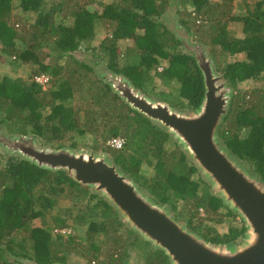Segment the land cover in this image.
I'll return each mask as SVG.
<instances>
[{"label":"trees","instance_id":"16d2710c","mask_svg":"<svg viewBox=\"0 0 264 264\" xmlns=\"http://www.w3.org/2000/svg\"><path fill=\"white\" fill-rule=\"evenodd\" d=\"M14 1L0 0V52L14 56L11 62L16 67L35 64L33 78L46 73L53 85L44 88L34 79L0 78V125L9 133L33 134L46 142L70 133L86 136L105 130V140L124 137L126 145L113 150V160L154 201L176 210L177 218L207 241L229 244L242 237L246 231L242 221L231 224L225 233L203 222L201 208L207 212L206 219L217 224L236 213L211 193L208 184L192 178L198 167L189 163L185 151L178 146L167 150L170 134L165 128L131 108L109 83L93 76L92 67L75 53L83 46L93 50V57L125 75L144 93L149 94L158 78L170 87L162 93L163 99L176 109L195 111L205 97L203 73L192 53L178 50L180 41L160 18L176 2L189 16L203 17L195 33L208 32L216 67L232 88L228 113L217 130L219 140L264 182V86L251 91L239 86L264 74V0H242L245 13L239 15L233 13L234 0L98 1L101 13L88 9L94 0H17L16 5ZM15 7L34 14L33 21L22 27ZM58 18L69 22H58ZM230 20L242 23L243 37L235 36L228 27ZM181 22L190 31L189 18ZM100 23L109 31L93 47ZM122 39H134L135 45L119 51ZM238 53H244L245 59L229 60ZM133 56L135 62L130 60ZM163 62L166 65L158 70ZM68 100L74 105H67ZM84 102L95 106L84 110L86 119L81 114ZM76 147L77 142L71 145ZM8 156L5 163L0 158V264H16L24 257L36 264L68 263L74 255L87 264H128L133 252L143 264H171L162 249L125 226L112 203L78 183L66 170L40 166L17 153ZM145 162L154 166L152 177L140 171ZM179 199H196L188 214L178 211ZM63 200L70 205L50 215ZM223 208L225 213H221ZM27 218L39 223H26ZM83 226L84 234L73 232ZM67 227L73 228L67 235L59 231ZM20 229L26 233L21 240L14 236ZM27 240L33 241L32 253H27Z\"/></svg>","mask_w":264,"mask_h":264},{"label":"water","instance_id":"95a60500","mask_svg":"<svg viewBox=\"0 0 264 264\" xmlns=\"http://www.w3.org/2000/svg\"><path fill=\"white\" fill-rule=\"evenodd\" d=\"M181 42L195 56L206 88L202 104L192 113L149 98L124 75L110 69L102 78L131 108L162 125L180 141L198 169L207 175L215 194L241 217L246 226L242 242L207 241L190 230L186 222L178 221L169 208L154 201L105 156L75 152L70 147H40L34 136L12 133H0V145L40 166L66 170L78 183L102 192L136 233L168 255L171 264H264V182L230 155L217 133L228 113L232 89L223 74H215L212 58L201 45L187 39Z\"/></svg>","mask_w":264,"mask_h":264},{"label":"rangeland","instance_id":"374dc122","mask_svg":"<svg viewBox=\"0 0 264 264\" xmlns=\"http://www.w3.org/2000/svg\"><path fill=\"white\" fill-rule=\"evenodd\" d=\"M95 2L90 4L88 6V9L91 10L92 12H96L99 13L100 11H102L103 7L102 5H99L97 2L101 1L103 3H110V2H116L117 0H94ZM213 1H219V0H213ZM250 3H253L254 0H248ZM15 5L18 3L17 0L14 1ZM233 13L235 15H239L242 13H245V6L242 0H234L233 2ZM179 10V11H178ZM189 11L192 10L191 7H189L188 9ZM188 11V12H189ZM187 12V13H188ZM14 13L18 14L21 18L19 21V24L24 27V25H26V23H31L33 21V17L34 14L31 13H27V12H23L20 8L15 7L14 8ZM188 19L189 18V28L190 31H188L189 33L186 34L185 31L188 30L187 26L185 24H183L181 22V19ZM58 22L62 21L63 19L58 18L57 19ZM160 20H162V22L164 23V25L167 27V29L174 35V37L180 41L181 44H179L178 46V50L182 51V52H187V53H192L189 52L185 47L184 44L181 42L182 39H187L190 43L194 44V45H201L204 50H206V54L208 57L212 58V63H213V68H214V72L217 75H221L220 71L217 69L216 67V63H215V58L213 56V50L211 49V45L209 44V34L208 32H205V34L203 35H198L195 33V29L198 30V25L203 23V17H196L195 14H191V16H189L188 14H186L183 9H181L179 7L178 2L173 3L172 5H170L167 8V11L161 16ZM64 22L68 23L69 20H63ZM19 26V25H18ZM228 27L235 32V36L237 37H243L244 36V32H243V26L241 22L238 21H229ZM21 28V27H19ZM108 28L105 27L104 24L100 23L97 27L96 30V36L94 38V40H92V46L93 47H97L101 40L106 36V34L108 33ZM19 43H21V41H19ZM135 45V41L134 39H122L119 41V51H123L125 52V49L129 46H134ZM93 50L91 49H85V46L81 47L80 50H78L75 53V57L78 60H85L87 62V64H89L93 71H94V75L95 77H99L100 79L104 80L102 78L103 73L105 71L108 70V67L105 63V61H101L100 59L93 57ZM14 58V56H8L2 52H0V78H2L3 76H10L12 78H17V77H21L24 80H26L27 82H31L33 81V76L32 73L33 71L36 69L35 64L33 63H25L22 64L18 67L15 66V64H13L11 62V60ZM245 59V54L244 53H238L232 57L229 58L230 61H234V60H243ZM124 61H126V58H123ZM131 61L135 62V58L134 56L132 58H130ZM168 63V62H167ZM164 65H166V62H163L161 64V66H158V70H162ZM117 73V72H116ZM120 74V73H117ZM123 75V74H120ZM125 76V75H124ZM126 77V76H125ZM127 78V77H126ZM106 82V80H104ZM132 82V81H131ZM51 85H53L52 81H50L49 83H47L45 86V88H50ZM135 85V84H134ZM177 85V84H176ZM264 86V74H262L261 76H259L258 78H252V79H248L245 81L240 82L239 86L241 88H243L244 90H252V88H254L255 86L260 87V86ZM229 88H231L228 85ZM232 89V88H231ZM139 91V89H137ZM141 91V90H140ZM170 91V87L166 86L165 84L162 83V81L158 78H155L154 81V87L152 86V89L149 91L148 93H144L142 91V93L146 94L149 98L156 100V101H162L165 100L167 101V99H163L162 97V93L163 92H169ZM185 101V100H184ZM169 101H167L166 103H168ZM74 105L73 100H68L67 101V105ZM169 104V103H168ZM83 105V106H82ZM81 105V114H82V119H86V115H85V111L86 109H93L95 106L92 102H84ZM180 111L184 112V113H192L194 110H191L189 108H184V109H179ZM142 114V113H141ZM144 115V114H143ZM145 116V115H144ZM146 117V116H145ZM224 120V119H223ZM155 123V122H154ZM157 123V122H156ZM158 124V123H157ZM160 125V124H159ZM161 127H163L162 125H160ZM93 128H95V125L93 126ZM164 128V127H163ZM167 132H169L167 130ZM0 133H4L6 135H11L5 125H0ZM108 131L105 130L103 133L100 134H87L86 136H81L78 133H70L67 135H62L57 137L54 141L52 142H46V141H41L39 137L33 135V134H29L28 136L30 137H35L37 140V143L39 144L40 147H49L51 144L53 146H65V147H70L71 145L75 142H77V147L74 149L75 152H80L83 151L85 153H95L99 156H105L109 161L114 162L113 160V150H115L114 148H111L108 145V140L110 138H108L107 140H105V137L107 136ZM170 140L166 143V148L167 150L170 151H174L176 149V147L178 146L181 150L185 151V148L183 147V145L180 143V141L174 136L172 135L170 132ZM222 144H224L222 142ZM50 148V147H49ZM187 153V152H186ZM11 154L10 152L7 151V149L5 147H3L2 145H0V158H2L3 162L5 163V161L8 159V155ZM238 159V158H237ZM187 160L189 161L190 164H193L196 166L193 158H191V156L187 153ZM238 162L241 166L244 167V169H246L248 171V173H251L252 175H256V172L254 171V169L252 168V166L246 164L244 161L238 159ZM115 163V162H114ZM117 164V163H116ZM117 166L124 172L126 173L121 167L120 165L117 164ZM141 173L148 176V177H152L155 174V169L154 166L151 163L145 162L142 165L141 168ZM127 174V173H126ZM128 175V174H127ZM130 177V175H128ZM192 178L197 180V181H203L204 183L209 185V188L211 190V193L215 194L214 191V186L211 184L210 180L208 179L207 175L205 173H203V171L199 170L192 175ZM142 190H144L147 194L148 192L143 189L141 187ZM91 192L94 194H97V196L103 198L104 200H108L104 194L102 192H98L96 191L94 188H90ZM201 192V190L199 191V193ZM103 194V195H102ZM150 196V194H148ZM95 201H97V198L94 199ZM194 201H196V199H193L190 202H186L182 199H179L178 202V211H183L185 214H188L190 210H192L193 208V204ZM70 202L69 200H63L61 202V204H59V206H54L53 209L50 211V215L51 214H57L63 211L65 206H69ZM164 205V204H162ZM164 207L169 208L170 207L168 205H164ZM171 210V214L180 222H185L184 219H178L176 216V210ZM225 213L226 210L225 208L222 209L221 213ZM199 215L203 216L204 221L203 222H208V224L210 225H215L216 228L218 229V231L220 233H225L228 231V228L231 224H237L239 225L241 223V221L238 219V217H240L238 214H236V216L234 218H226L224 222L217 224V223H213L211 221H208L207 218V212L204 209H200L199 210ZM121 217V215H120ZM241 218V217H240ZM121 220L123 221V223L125 224V226L131 230H133L130 226V224L128 223V221L124 218L121 217ZM243 222V221H242ZM26 223H31L32 225L35 223H39L37 221H32L30 220V218L26 219ZM73 230L72 227H67V228H62L59 229V231L61 233H63L64 235H67L68 233H70ZM86 231V226L83 227H78L77 230H73L74 233L76 234H84V232ZM134 231V230H133ZM26 235L24 230H16L14 232V236L21 240L22 238H24ZM103 236V235H101ZM245 235H242V237L238 238L237 241H235L234 243H240L243 240V237ZM31 244L33 247V241L31 240H27L26 241V246H28L27 248V253L31 252ZM7 256V255H6ZM9 257V256H8ZM10 260H12V258L9 257ZM24 260L27 261H31L33 263L34 260L28 258V257H24L20 260V262H17L16 264H27L26 262H24ZM36 264V263H35ZM67 264H87V262L83 259L80 258L77 255L72 256V258L70 259V261ZM92 264H95L94 261H92ZM128 264H143V261L140 257H138L134 252L131 253L130 257H129V263Z\"/></svg>","mask_w":264,"mask_h":264},{"label":"built area","instance_id":"2783aa9c","mask_svg":"<svg viewBox=\"0 0 264 264\" xmlns=\"http://www.w3.org/2000/svg\"><path fill=\"white\" fill-rule=\"evenodd\" d=\"M36 79L42 83L49 81V77H47L46 75L38 76L36 77ZM108 145L116 149H121L126 145V138L121 136L112 137L108 140ZM238 219L241 221L240 217H238Z\"/></svg>","mask_w":264,"mask_h":264},{"label":"clouds","instance_id":"9594fccd","mask_svg":"<svg viewBox=\"0 0 264 264\" xmlns=\"http://www.w3.org/2000/svg\"><path fill=\"white\" fill-rule=\"evenodd\" d=\"M108 70H109V68H108ZM115 73H116V72H115ZM41 75H46L47 77H49V81H47V82H45V83H42V82L38 81V80L36 79V77L41 76ZM50 79H51L50 75H48V74H46V73H41V74H39V75H37V76L34 77V80L40 82V83L43 85L44 88H45L44 85H46L47 83H49V82L51 81ZM107 143H108V142H107ZM109 146H110V145H109ZM110 147H111V146H110ZM111 148H113V147H111ZM114 149H116V148H114ZM241 221H242V219H241Z\"/></svg>","mask_w":264,"mask_h":264},{"label":"crops","instance_id":"0c3cea01","mask_svg":"<svg viewBox=\"0 0 264 264\" xmlns=\"http://www.w3.org/2000/svg\"><path fill=\"white\" fill-rule=\"evenodd\" d=\"M102 11H100L99 13H101Z\"/></svg>","mask_w":264,"mask_h":264}]
</instances>
